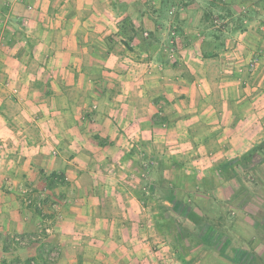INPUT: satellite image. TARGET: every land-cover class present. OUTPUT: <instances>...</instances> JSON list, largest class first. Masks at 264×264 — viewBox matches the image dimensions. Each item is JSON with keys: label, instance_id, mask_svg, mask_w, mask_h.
<instances>
[{"label": "crops", "instance_id": "1", "mask_svg": "<svg viewBox=\"0 0 264 264\" xmlns=\"http://www.w3.org/2000/svg\"><path fill=\"white\" fill-rule=\"evenodd\" d=\"M250 1L207 56L187 19L209 11L199 0H0V264L43 219L62 264H198L153 249L133 174L152 159L171 186L202 179L264 141V0ZM163 11L180 16L174 36L142 48L122 31L130 18L147 36Z\"/></svg>", "mask_w": 264, "mask_h": 264}, {"label": "rangeland", "instance_id": "2", "mask_svg": "<svg viewBox=\"0 0 264 264\" xmlns=\"http://www.w3.org/2000/svg\"><path fill=\"white\" fill-rule=\"evenodd\" d=\"M199 3L209 11L196 13L195 17L188 15L187 19L192 20V27L197 25L193 31L200 37L216 42L209 34L217 32L223 43L221 49L226 46L225 40L241 31L252 17L250 0H199ZM175 16L180 17L174 11L150 15L156 37L163 31L174 36L176 28L171 22ZM263 142L240 157L216 164L202 179L193 173H176L174 186L169 185V177L163 171L151 173L156 161H141L143 171L139 168L133 174L135 178L132 177L144 178L142 187L135 192L148 209L147 229L153 249L159 248L158 252L170 248L174 257L179 260L182 257L189 263L264 264V150L250 155ZM153 176L167 181L163 188L150 184ZM63 201L53 199L51 214L55 220L62 217ZM46 227L50 232L45 231ZM54 227V222L43 219L35 234L19 236L32 237L27 244H20L15 237L5 264H62L59 243L44 244Z\"/></svg>", "mask_w": 264, "mask_h": 264}, {"label": "trees", "instance_id": "3", "mask_svg": "<svg viewBox=\"0 0 264 264\" xmlns=\"http://www.w3.org/2000/svg\"><path fill=\"white\" fill-rule=\"evenodd\" d=\"M129 20H130V18H128ZM128 19H124L123 20V22L124 23H127V24H129L130 25V27H129V25L128 26H123L122 27V31L123 32H125L126 34H129V39L132 41L137 35H140L139 34V30H141V32H142V37L140 38V42L138 43V45L137 46H140V47H142V48H147L148 46H150V45H153V43L154 42H157V37H156V33L155 32H151V31H149L148 32V35L147 36H143V32L145 31V29H143V28H139L138 30H136L135 28H134V25L133 24H131V22L130 21H128ZM130 22V23H129ZM133 23V22H132ZM241 24V23H240ZM132 25V26H131ZM237 27H239V26H237ZM130 28H133V31H134V34L133 35H131V33H132V30H130ZM136 30V31H135ZM233 30H234V28H233ZM214 33V32H213ZM209 34V36L210 37H214V39H215V41H216V43H214L213 44V42L214 41H211V40H207L206 41V47L208 48L206 51H205V55H207V56H215V55H217L218 54V50L219 49H221V47H222V42H220V36H219V34L217 33V32H215L214 34ZM208 37V36H207ZM154 40V41H153ZM217 41H219V42H217ZM128 46L130 45L129 44V42L128 41H126L125 42ZM218 43V44H217ZM129 47H132V46H129ZM260 149H262V150H264V142L262 143V144H260V145H258L257 146V148L256 149H254L253 151H251V153L252 154H250L251 156H253L254 155V152H258ZM250 157V156H249ZM57 178L59 179V178H61V175H59V174H52L51 175V180L49 181L50 183H54L56 180H57ZM167 198H171L170 196H166ZM181 256V255H180Z\"/></svg>", "mask_w": 264, "mask_h": 264}, {"label": "built area", "instance_id": "4", "mask_svg": "<svg viewBox=\"0 0 264 264\" xmlns=\"http://www.w3.org/2000/svg\"><path fill=\"white\" fill-rule=\"evenodd\" d=\"M54 153H57V151L54 150ZM27 202H29V203L32 202L31 197H28V198H27ZM45 231H46V232H50V228L46 227V228H45ZM30 238H32V237H30ZM30 238H29V237H19V236H18V237H16V240H17L20 244H27V243L29 242ZM168 252H170V255H173V254H174V252H173L170 248L168 249ZM167 255H168V254H167Z\"/></svg>", "mask_w": 264, "mask_h": 264}]
</instances>
